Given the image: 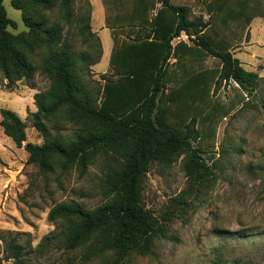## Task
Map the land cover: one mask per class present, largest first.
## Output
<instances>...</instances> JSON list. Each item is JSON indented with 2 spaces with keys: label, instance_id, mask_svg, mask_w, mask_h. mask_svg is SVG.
I'll return each instance as SVG.
<instances>
[{
  "label": "trees",
  "instance_id": "obj_1",
  "mask_svg": "<svg viewBox=\"0 0 264 264\" xmlns=\"http://www.w3.org/2000/svg\"><path fill=\"white\" fill-rule=\"evenodd\" d=\"M194 1L209 16L206 22L195 17L189 6L174 5L171 0H100L113 48L108 70L112 74L101 76L104 86L97 103L79 95L75 62L61 44L60 27L50 24L37 7L29 11L14 2L23 12L28 31L11 34L7 28L16 25L0 0V71L9 83L30 80L37 72L34 53L44 49L39 71L51 81L46 93L35 96L37 111L30 114L44 143H26V124L8 109L0 110L4 135L25 150L27 164L44 173L56 164L67 169L77 163L84 174L98 153H110L118 161L105 204L90 212L76 203L50 211L51 221L66 223L67 249L88 245L89 256L112 253L117 259L114 264H122V257L131 251L150 254L153 238L162 231L142 204V181L151 164H170L187 147L188 175L208 172L204 152L189 144L201 140L204 128L213 144L219 123L238 105L236 101L229 107L219 105L212 97V84H216L215 92L222 83L247 93L256 90L258 74L245 70L231 50L247 36L253 18L264 17V0ZM70 2L62 0L65 10ZM35 3L51 7L50 0H30L31 5ZM183 33L191 44L172 46V40ZM171 57L176 59L173 65L168 63ZM60 108H66L69 120L81 128L76 141L68 145L51 138L44 124ZM196 124L199 129L195 130Z\"/></svg>",
  "mask_w": 264,
  "mask_h": 264
},
{
  "label": "rangeland",
  "instance_id": "obj_2",
  "mask_svg": "<svg viewBox=\"0 0 264 264\" xmlns=\"http://www.w3.org/2000/svg\"><path fill=\"white\" fill-rule=\"evenodd\" d=\"M14 2L29 11L37 7L50 24L60 27L61 44L70 50L75 62L79 95L98 103L104 86L101 76L112 74L108 70L113 48L100 0H71L68 10L62 0H50L49 10L31 5L30 0H3L8 18L16 25L7 31L16 35L28 28ZM188 6L195 17L208 20L197 1L189 0ZM232 51L245 58L247 71L261 77L256 90L247 93L222 83L215 92L216 84H212V97L219 105L229 107L235 101L238 105L219 123L213 144L205 128L201 140L189 144L204 152L201 156L209 171L188 175L187 147L170 164H151L142 181V204L157 218L162 231L153 238L150 254L131 251L120 263L264 264V17L253 18L247 36ZM44 52L35 51L37 72L30 80L9 83L0 71V110L13 111L26 124V143L35 145H42L45 138L33 127L30 114L37 111L34 98L51 87L50 78L39 71ZM98 57L99 63L92 65ZM69 119L68 110L60 108L44 122L49 136L65 145L75 142L81 133L80 126ZM0 157V264L117 261L112 253L89 256L88 245L67 249L63 237L66 223L49 219L50 211L61 204L76 203L86 212L105 204L112 172L118 165L114 156L98 153L84 174L77 163L67 169L56 164L44 173L26 163L28 154L0 127Z\"/></svg>",
  "mask_w": 264,
  "mask_h": 264
},
{
  "label": "crops",
  "instance_id": "obj_3",
  "mask_svg": "<svg viewBox=\"0 0 264 264\" xmlns=\"http://www.w3.org/2000/svg\"><path fill=\"white\" fill-rule=\"evenodd\" d=\"M188 1L189 0H171V2L174 4V5H179V6H182V5H186V6H188ZM107 29V28H106ZM110 31V30H109ZM185 35V36H184ZM180 37V39H177V38H175V39H173L172 40V42H171V45L172 46H174L176 43H178V42H184V43H186V44H188V45H190L191 43L189 42V38H188V36L186 35V34H182V35H180L179 36ZM185 37H187V39L188 40H185ZM193 37V36H192ZM112 39V38H111ZM250 43V46H251V44L253 45V42H249ZM112 46H113V44H112ZM111 52V51H110ZM231 52L233 53V51L231 50ZM110 56V55H109ZM241 56L242 55H240L239 53L238 54H235L234 55V53H233V57H235V58H237L240 62H241V65H242V67L244 68V66L243 65H245L244 64V59L245 58H241ZM175 61H176V59L175 58H173V57H171L170 59H169V61H168V63L170 64V65H172L173 63H175ZM246 66V65H245ZM245 69V68H244ZM246 70V69H245ZM251 72H254V71H251ZM257 73V72H256ZM258 74V73H257ZM259 76V75H258ZM259 78L261 79V77L259 76Z\"/></svg>",
  "mask_w": 264,
  "mask_h": 264
},
{
  "label": "built area",
  "instance_id": "obj_4",
  "mask_svg": "<svg viewBox=\"0 0 264 264\" xmlns=\"http://www.w3.org/2000/svg\"><path fill=\"white\" fill-rule=\"evenodd\" d=\"M187 38V37H186ZM177 39H180V37H178Z\"/></svg>",
  "mask_w": 264,
  "mask_h": 264
}]
</instances>
